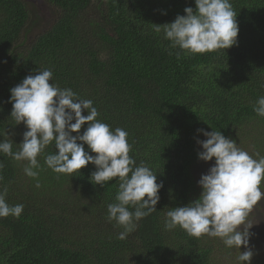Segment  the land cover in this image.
Segmentation results:
<instances>
[{"label": "trees", "instance_id": "trees-1", "mask_svg": "<svg viewBox=\"0 0 264 264\" xmlns=\"http://www.w3.org/2000/svg\"><path fill=\"white\" fill-rule=\"evenodd\" d=\"M46 1L56 12L42 30L26 1L0 0V140L10 137L18 151L26 131L10 115V88L50 69L53 83L93 101L97 119L127 131L129 155L163 187L157 211L119 239L123 228L107 219L119 178L96 185L91 163L71 176L52 171L45 157L56 152L54 142L38 155L36 178L25 174L27 160L0 153V191L7 188L10 205H24L19 218L0 217V264H243V245L228 248L219 237L197 238L179 226L166 230L164 219L202 190L192 173L198 128L221 131L264 157V117L253 111L264 96V0H230L238 43L205 53L172 47L154 30L195 8L194 0ZM249 247L250 264H264V254Z\"/></svg>", "mask_w": 264, "mask_h": 264}, {"label": "clouds", "instance_id": "clouds-1", "mask_svg": "<svg viewBox=\"0 0 264 264\" xmlns=\"http://www.w3.org/2000/svg\"><path fill=\"white\" fill-rule=\"evenodd\" d=\"M194 2L195 8L185 7L184 15L178 14L172 22L162 24L163 29L160 24H154V30H163L172 47L191 53L226 50L238 43L237 13L230 0ZM52 76L50 69H38L10 88V115L15 124L23 123L26 131L15 152L13 141L6 134L9 139L0 140V153L17 161L27 160L25 174L36 178L39 173L34 169L40 168L37 157L54 142L56 152L45 157L52 171L71 176L91 163L95 166L91 177L96 185L103 187L119 178L117 203L108 204L107 219L115 220L123 228L118 238L125 239L140 219L157 211L155 206L163 182H157L156 173L145 162L137 165L129 155L132 146L126 130L119 127L112 130L110 125L97 119L99 112L92 100L80 98L71 88H61L52 82ZM85 111L87 114H82ZM253 111L264 117V96L257 98ZM196 132L206 137L196 138L202 149L197 152V158L213 163L197 181L202 189L198 198L183 206L170 207L164 227L172 230L179 226L197 238L219 237L228 248L240 249L243 245L245 250L240 251L238 260L250 264L253 251L249 247V229L253 224H247L243 230L240 226L246 224L253 207L264 199L261 190L264 157L254 158L221 131L198 128ZM3 167L0 162V169ZM36 187H40L39 182ZM6 195L7 188H4L0 191V217L19 218L24 205H10Z\"/></svg>", "mask_w": 264, "mask_h": 264}, {"label": "rangeland", "instance_id": "rangeland-1", "mask_svg": "<svg viewBox=\"0 0 264 264\" xmlns=\"http://www.w3.org/2000/svg\"><path fill=\"white\" fill-rule=\"evenodd\" d=\"M26 1L31 8V14L34 20H37L40 29H46L55 17V9L46 0H23ZM38 28V29H39ZM29 38V37H28ZM206 139L202 136L201 140ZM202 150V149H201ZM213 161H202L197 159L192 165V173L196 180H199L201 174L206 173ZM199 186V185H198ZM200 187V186H199ZM264 191V190H263ZM254 216L246 221L245 225H241L243 230L247 224H253L249 229L251 233L249 237V245L256 248L257 251L264 254V199L259 201L255 206Z\"/></svg>", "mask_w": 264, "mask_h": 264}]
</instances>
